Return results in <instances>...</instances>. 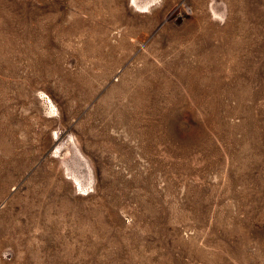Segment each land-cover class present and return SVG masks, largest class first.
<instances>
[{
  "label": "rangeland",
  "instance_id": "1",
  "mask_svg": "<svg viewBox=\"0 0 264 264\" xmlns=\"http://www.w3.org/2000/svg\"><path fill=\"white\" fill-rule=\"evenodd\" d=\"M0 264H264V0H0Z\"/></svg>",
  "mask_w": 264,
  "mask_h": 264
}]
</instances>
